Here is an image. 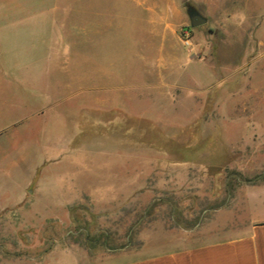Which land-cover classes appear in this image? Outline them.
<instances>
[{
	"label": "rangeland",
	"instance_id": "1",
	"mask_svg": "<svg viewBox=\"0 0 264 264\" xmlns=\"http://www.w3.org/2000/svg\"><path fill=\"white\" fill-rule=\"evenodd\" d=\"M22 2L27 35L60 38L0 41V264H110L220 211L242 226L264 0Z\"/></svg>",
	"mask_w": 264,
	"mask_h": 264
},
{
	"label": "crops",
	"instance_id": "2",
	"mask_svg": "<svg viewBox=\"0 0 264 264\" xmlns=\"http://www.w3.org/2000/svg\"><path fill=\"white\" fill-rule=\"evenodd\" d=\"M22 1L0 0V41H19V36L22 40H59L58 33L49 34V30L27 35L30 15L28 3ZM47 21L42 19L43 24ZM241 200L244 218L240 227L233 224L235 218L224 224L221 219L227 212L220 211L207 229L182 233V238L163 244L154 242L146 252L110 264H264V183L245 186Z\"/></svg>",
	"mask_w": 264,
	"mask_h": 264
},
{
	"label": "water",
	"instance_id": "3",
	"mask_svg": "<svg viewBox=\"0 0 264 264\" xmlns=\"http://www.w3.org/2000/svg\"><path fill=\"white\" fill-rule=\"evenodd\" d=\"M188 14L193 27H199L208 23V19L193 8L188 10Z\"/></svg>",
	"mask_w": 264,
	"mask_h": 264
}]
</instances>
